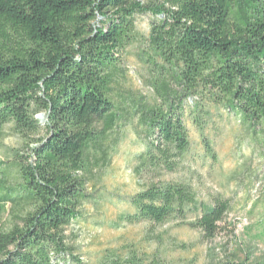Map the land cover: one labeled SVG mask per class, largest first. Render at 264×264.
Instances as JSON below:
<instances>
[{
	"label": "trees",
	"instance_id": "1",
	"mask_svg": "<svg viewBox=\"0 0 264 264\" xmlns=\"http://www.w3.org/2000/svg\"><path fill=\"white\" fill-rule=\"evenodd\" d=\"M142 16L148 34L138 28ZM133 46L154 102L137 104L144 149L134 173L144 183L130 197L134 212L120 218L188 223L206 239L223 231L230 199L206 202L188 181L165 177L191 149L187 119L218 160L207 131L220 107L264 154V0H0V141L11 125L29 152L14 163L15 183L0 176V217L8 203L24 209L0 230V264H84L67 228L122 119L119 79ZM218 264L247 262L229 254Z\"/></svg>",
	"mask_w": 264,
	"mask_h": 264
},
{
	"label": "rangeland",
	"instance_id": "2",
	"mask_svg": "<svg viewBox=\"0 0 264 264\" xmlns=\"http://www.w3.org/2000/svg\"><path fill=\"white\" fill-rule=\"evenodd\" d=\"M137 23L142 32L149 33L148 16L138 18ZM138 52L136 46L129 48L119 79L122 119L106 141L107 158L93 167L89 198L67 228L76 253L84 264H103L106 259L141 264H218L229 254H237V260L247 264H264V154L250 146L237 116L224 107L213 109L215 122L207 131L218 160L214 162L205 155L203 138L187 119L191 149L180 170L165 177L188 181L206 202L214 195L230 199L232 210L222 224L223 231L206 239L200 229L188 223L151 225L121 220L122 215L134 212L130 197L144 183L134 173L135 156L144 149L141 105L137 104L154 102L147 81L149 72ZM28 154L21 137L7 125L0 141V176L15 183L14 163ZM6 208L0 217V230H8L24 212L12 208L11 203ZM64 264L75 263L67 260Z\"/></svg>",
	"mask_w": 264,
	"mask_h": 264
},
{
	"label": "water",
	"instance_id": "3",
	"mask_svg": "<svg viewBox=\"0 0 264 264\" xmlns=\"http://www.w3.org/2000/svg\"><path fill=\"white\" fill-rule=\"evenodd\" d=\"M39 117H40V118H43V117H44V115H43V114H41Z\"/></svg>",
	"mask_w": 264,
	"mask_h": 264
}]
</instances>
